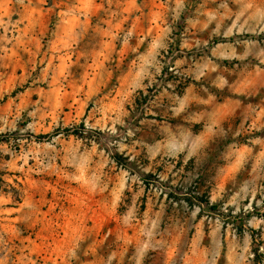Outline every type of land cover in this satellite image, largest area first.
Segmentation results:
<instances>
[{
    "label": "rangeland",
    "instance_id": "374dc122",
    "mask_svg": "<svg viewBox=\"0 0 264 264\" xmlns=\"http://www.w3.org/2000/svg\"><path fill=\"white\" fill-rule=\"evenodd\" d=\"M0 264H264V0H0Z\"/></svg>",
    "mask_w": 264,
    "mask_h": 264
}]
</instances>
